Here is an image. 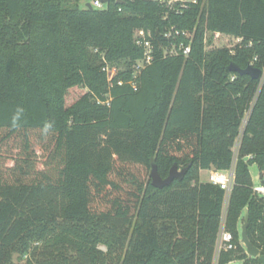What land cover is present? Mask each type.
I'll return each instance as SVG.
<instances>
[{
    "label": "trees",
    "instance_id": "16d2710c",
    "mask_svg": "<svg viewBox=\"0 0 264 264\" xmlns=\"http://www.w3.org/2000/svg\"><path fill=\"white\" fill-rule=\"evenodd\" d=\"M80 1L0 0V264H212L225 193L199 174L232 163L259 77L227 67L262 69L264 0ZM139 31L152 50L136 72ZM215 33L242 40L207 49ZM152 164L185 172L155 188ZM252 166L264 183V80L226 201L236 248L218 264H261L239 242L248 209L264 254Z\"/></svg>",
    "mask_w": 264,
    "mask_h": 264
},
{
    "label": "built area",
    "instance_id": "2783aa9c",
    "mask_svg": "<svg viewBox=\"0 0 264 264\" xmlns=\"http://www.w3.org/2000/svg\"><path fill=\"white\" fill-rule=\"evenodd\" d=\"M158 1L161 3H166V5L168 7H171L174 2L183 1V0H158ZM102 4H103V2H101L100 0H91L90 5L92 7L102 8ZM218 34H220V33H215V35H218ZM136 35L142 38V40L141 39L138 40V43L142 44L143 49H144L142 58L140 60H138L136 65H135V69H136L135 71L138 72L142 67H144V65L150 63V61H151V55L150 54H151V50H152V45H151L149 40L144 39V34L142 31H139ZM234 39H235V43L230 47L231 52H233V48L235 47V45L239 44L242 40L240 37H237ZM188 51H189V48L187 46L183 47V49H182L183 54H187ZM167 53L175 54L176 52L174 49H171L170 51L164 50V54H167ZM255 61H256V57H254L248 63V65H251L252 67H254L253 64ZM263 80H264V65H263L262 69L260 70L259 84H258L256 96H257V93H258V91L262 85ZM256 96L254 97V100H255ZM254 100H252V104L248 107V109H246L244 111L243 116L241 117L240 126H239V133H238L236 141L232 147L233 160H232L230 167L225 169V170H216V169L208 170L207 181L209 183H212L213 185H217L225 193V202L223 205L222 214L220 217V223H219V227H218V231H217V235H216V241L214 244V253H213L212 264H218V258H219V255L221 252L234 250L236 248V244L233 242L232 233L226 229V224H225L226 201H227L229 194L231 193L233 185H234L235 162H236L237 151L239 148V139H240L242 131L244 130L245 125L249 119V116L251 113V108H252V105L254 103ZM252 192L254 194L259 195V196H264V183H262L259 180V178H258L257 183H253ZM239 242L241 245H243L241 243L240 239H239ZM230 263H232V262H230Z\"/></svg>",
    "mask_w": 264,
    "mask_h": 264
},
{
    "label": "water",
    "instance_id": "95a60500",
    "mask_svg": "<svg viewBox=\"0 0 264 264\" xmlns=\"http://www.w3.org/2000/svg\"><path fill=\"white\" fill-rule=\"evenodd\" d=\"M100 1L106 3L107 0H100ZM117 2L120 3L121 0H117ZM86 7L88 9H92L90 3H86ZM227 69L229 71L237 72L238 74L241 75H249L253 79H257L260 75V70L258 68L252 67L251 65H247L244 68H240L236 64L230 63ZM184 172L185 169L179 170L175 165H172L168 170L167 176L162 178L158 174L155 164H152L150 170L151 185L154 186L155 188H162L164 186L169 185L175 178H181ZM248 221H249L248 209H245L243 214V222L240 226V241L244 245L245 252L247 255L251 257H257L260 260L261 264H264V254H262L260 252V249L254 246L248 238L247 235Z\"/></svg>",
    "mask_w": 264,
    "mask_h": 264
},
{
    "label": "rangeland",
    "instance_id": "374dc122",
    "mask_svg": "<svg viewBox=\"0 0 264 264\" xmlns=\"http://www.w3.org/2000/svg\"><path fill=\"white\" fill-rule=\"evenodd\" d=\"M86 3H90L91 4V0H81L80 1V5H84ZM105 6H106V3H103L102 4V8H104ZM213 35L214 36L211 39V41L209 43L207 42V44H206V48L207 49H216V48H219V47H228V48H230L235 43L234 37H231V36H228V35H222V34H218V35L213 34ZM115 69H116V67H112V68H108L107 69V73H108L109 77H111V75L114 73ZM83 93H84V89H80V88L70 89L68 91L66 97H65L66 105H70L72 102H74ZM200 177H201L200 178L201 180H205L206 179V174L204 172H201ZM251 177H252L253 183H257L258 182V171H257L255 166H252V168H251ZM240 226H241V223H240L239 227ZM230 264H239V261H233Z\"/></svg>",
    "mask_w": 264,
    "mask_h": 264
},
{
    "label": "clouds",
    "instance_id": "9594fccd",
    "mask_svg": "<svg viewBox=\"0 0 264 264\" xmlns=\"http://www.w3.org/2000/svg\"><path fill=\"white\" fill-rule=\"evenodd\" d=\"M22 111H23L22 109H17L16 112L14 113L12 117L13 125H15L20 120ZM50 128H51V124H46L44 131L47 132Z\"/></svg>",
    "mask_w": 264,
    "mask_h": 264
},
{
    "label": "crops",
    "instance_id": "0c3cea01",
    "mask_svg": "<svg viewBox=\"0 0 264 264\" xmlns=\"http://www.w3.org/2000/svg\"><path fill=\"white\" fill-rule=\"evenodd\" d=\"M201 172H204L205 174H206V179L205 180H201L200 179V181H207V175H208V170H202V171H200V174H201ZM200 174H199V177H200ZM201 178V177H200ZM259 178V177H258ZM208 182V181H207Z\"/></svg>",
    "mask_w": 264,
    "mask_h": 264
}]
</instances>
